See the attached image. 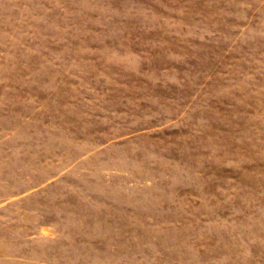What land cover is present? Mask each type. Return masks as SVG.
<instances>
[{"label": "rangeland", "instance_id": "1", "mask_svg": "<svg viewBox=\"0 0 264 264\" xmlns=\"http://www.w3.org/2000/svg\"><path fill=\"white\" fill-rule=\"evenodd\" d=\"M0 264H264V0H0Z\"/></svg>", "mask_w": 264, "mask_h": 264}]
</instances>
